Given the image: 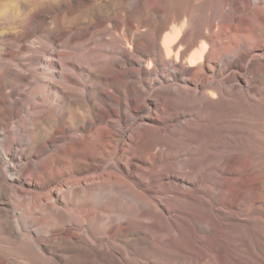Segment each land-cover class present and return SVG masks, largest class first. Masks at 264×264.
<instances>
[{"label": "bare ground", "instance_id": "1", "mask_svg": "<svg viewBox=\"0 0 264 264\" xmlns=\"http://www.w3.org/2000/svg\"><path fill=\"white\" fill-rule=\"evenodd\" d=\"M155 1L135 0L132 11L107 18L105 28L101 20L90 22L87 28L94 34L86 39L100 43L105 40L101 28L123 29L125 49L143 39L139 54L148 57L146 67L155 60L181 82L189 102L164 92L152 103L151 120L159 133L166 121L176 124L182 114L189 116L183 125L200 122L202 111L191 105L198 92L237 101L236 91L243 86L235 72L248 59L264 75V0H231L228 8L226 0H162L160 12ZM38 4L19 30L0 32V264H153L144 253L159 246L162 220L174 213L159 198L169 179L142 133L128 148L146 166V179L136 174L142 171L139 165L128 164L123 147L114 144L111 128L126 123L132 111L130 87L139 85L131 78L104 77L118 64L130 65L131 58L123 52H115L118 59L111 56L113 37L109 51L95 48L82 60L76 55L75 62L66 61L63 28L46 23L49 1ZM44 43L63 48L57 64L46 55ZM107 89L110 93L100 96ZM254 102L248 97L238 111L254 112ZM74 106L84 107V114L72 113ZM43 122L51 124L50 130L35 132ZM108 186L115 191L106 193ZM126 234L145 238L136 241L140 256L128 251Z\"/></svg>", "mask_w": 264, "mask_h": 264}, {"label": "rangeland", "instance_id": "2", "mask_svg": "<svg viewBox=\"0 0 264 264\" xmlns=\"http://www.w3.org/2000/svg\"><path fill=\"white\" fill-rule=\"evenodd\" d=\"M42 1L0 0V32L19 30L30 10L36 9ZM45 1H49L52 7L46 23L49 22L51 29L58 25L63 28L60 33L68 47L66 61L75 62L78 60L76 55L82 60L95 48L100 53L109 51V38L113 37L116 38L112 39L114 48L111 56L118 59L115 52H123L131 58L130 65L118 64L104 74V77L131 78L139 85V88L130 87L127 103L132 105V111L126 123L122 126L113 124L111 128L116 136L114 144L119 146L118 150L123 147L129 165L136 164L142 168L136 174L143 179L148 177L146 166L137 162L134 158L136 153L128 147L138 132L154 146L159 171L169 179L168 184L165 180L161 186L159 198L163 206L174 211L162 220L159 246L146 251L144 258H149L153 264H264V75L260 73L259 66L248 64V59L242 71L235 72L241 80L240 86H243L241 91L236 89L240 96L237 101L227 94L208 96L198 92V99L191 105L202 111L198 115L199 125H183L189 116L182 114L179 122L166 121V126H160L157 133L151 120L156 111L152 103L157 102L164 92L174 95L179 101H186L181 82L167 76L155 60L150 69L146 67L148 57L139 54L143 39L132 43V48L127 50L125 41L120 38L123 29L103 30L107 18L125 16L132 11L135 0H73L70 5L63 3L66 0ZM161 1L156 0L153 5L158 12ZM230 1L226 0V8ZM23 5L28 9L23 10ZM100 20L103 28L99 32L105 40L87 42L86 38L94 34L87 28L88 24ZM144 29L142 27L139 31L143 33ZM42 33L40 35H44ZM44 45L46 55H51L54 64L58 62L57 53L63 49L60 44ZM76 45L80 49L71 51L70 47ZM242 47L247 48L244 42ZM36 68L40 72V65ZM59 68L58 64L56 73ZM9 91L5 89V92ZM105 92L110 93V90L102 91L100 96ZM247 96L256 102L251 104L254 112L249 114L238 111L244 107ZM71 110L72 113L79 111L78 114H84L85 108L74 106ZM88 122L85 120L84 126ZM40 125L35 132L45 133L51 128L49 122ZM104 190L106 193L115 191L113 186ZM116 215L124 216L121 211ZM124 238L131 241L128 251L135 258L140 256L136 241L143 243L145 238L128 234Z\"/></svg>", "mask_w": 264, "mask_h": 264}]
</instances>
